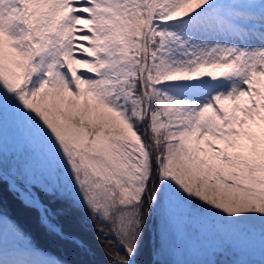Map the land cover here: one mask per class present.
<instances>
[{
	"label": "snow or ice",
	"instance_id": "snow-or-ice-1",
	"mask_svg": "<svg viewBox=\"0 0 264 264\" xmlns=\"http://www.w3.org/2000/svg\"><path fill=\"white\" fill-rule=\"evenodd\" d=\"M189 244L264 264V0H0V264Z\"/></svg>",
	"mask_w": 264,
	"mask_h": 264
},
{
	"label": "rangeland",
	"instance_id": "rangeland-1",
	"mask_svg": "<svg viewBox=\"0 0 264 264\" xmlns=\"http://www.w3.org/2000/svg\"><path fill=\"white\" fill-rule=\"evenodd\" d=\"M5 138H11V132L8 131L5 133ZM99 247H97V259L99 263L104 264L105 257L102 255V252H99ZM185 253H189L195 256H203V258H195L192 255L186 256ZM244 258L252 261V264H260L262 259V253L259 245L257 244L251 249H248L244 252ZM207 258V248L205 246H201L199 248L193 247L192 245H185L184 252L182 255L178 257V259L182 262V264H203V261Z\"/></svg>",
	"mask_w": 264,
	"mask_h": 264
},
{
	"label": "trees",
	"instance_id": "trees-1",
	"mask_svg": "<svg viewBox=\"0 0 264 264\" xmlns=\"http://www.w3.org/2000/svg\"><path fill=\"white\" fill-rule=\"evenodd\" d=\"M6 209L10 214L16 215L19 222L27 229L31 230L32 224L34 221V215L31 213H21L18 209V202L14 201L13 198L9 197L6 199ZM41 244L48 248L50 251H52L54 254L60 256V255H66V251L63 247L51 244L47 240H44L43 238L40 239ZM98 247V246H97ZM100 252V251H99ZM98 252V253H99ZM103 255V253H102ZM104 256V255H103ZM98 260V259H97ZM99 261V260H98ZM102 264V263H99Z\"/></svg>",
	"mask_w": 264,
	"mask_h": 264
}]
</instances>
